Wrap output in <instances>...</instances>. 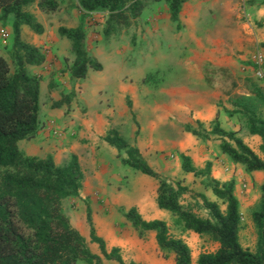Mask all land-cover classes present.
I'll use <instances>...</instances> for the list:
<instances>
[{
    "label": "rangeland",
    "instance_id": "rangeland-1",
    "mask_svg": "<svg viewBox=\"0 0 264 264\" xmlns=\"http://www.w3.org/2000/svg\"><path fill=\"white\" fill-rule=\"evenodd\" d=\"M58 2L60 9L54 14L42 12L37 3L29 9L43 26L42 35L28 26L22 29L23 40L39 45L47 60L41 72L40 129L35 139L23 140L19 146L27 157L53 155L61 166L72 155L78 157L84 173L83 188L78 198L65 200L62 208L91 251L101 255L90 239L88 207L108 250L119 248L128 264H176L175 254L160 250L155 233L140 236L126 220L125 214L132 207H137L146 220L165 221L170 237L189 246L193 264L202 254L219 248L211 236L184 230L177 217L159 209L156 179L124 165V152L109 145L115 152L103 149L104 138L96 128L103 125V130L112 129L115 123L107 118L103 124L96 118L102 107L118 116L119 128L156 172L190 189L181 199L187 211L210 217L202 195L225 211L226 205L208 183L210 178L221 183L237 181L235 195L243 213L240 243L256 252L258 235L252 214L260 204L261 186L237 168L230 174L212 171L210 178L187 173L181 156L191 157L194 166L204 171L213 140L211 136L208 140L197 138L186 128L206 135L214 125L198 126L194 117L197 106L218 95L222 102L230 94L247 93L250 82L259 84L254 58L263 56L264 0H187L178 22L171 19L169 2L164 0L151 4L130 27L110 37L104 34L105 13L85 15L76 0ZM12 21L10 18L5 25L0 21V51L13 68L9 52L13 35L8 34ZM79 25L87 33L90 55L103 70H89L85 79L72 80L68 73L74 59L71 44L60 36L59 28ZM258 153L264 159L261 148ZM103 264L118 263L104 259Z\"/></svg>",
    "mask_w": 264,
    "mask_h": 264
},
{
    "label": "trees",
    "instance_id": "trees-1",
    "mask_svg": "<svg viewBox=\"0 0 264 264\" xmlns=\"http://www.w3.org/2000/svg\"><path fill=\"white\" fill-rule=\"evenodd\" d=\"M162 1L76 0L77 7L85 15L105 13L106 37L130 27L151 4ZM166 1L170 5L171 19L178 22L187 0ZM35 3L47 14H54L60 9L58 0H0V21L5 25L9 18H13V41L9 52L14 66L12 68L6 57L0 55V264H103L104 259L128 264L119 248L108 250L105 240L97 234L90 207L87 209L90 239L98 245L101 255L91 251L85 237L72 226L63 211V202L78 198L83 188L84 173L78 157L72 155L70 161L61 166L56 164L53 155L42 159L27 157L19 146L23 140L35 139L40 129L42 76L33 74L30 67H41L47 58L41 47L22 38L23 26H28L37 35L44 33L43 26L29 11ZM59 34L71 44L74 59L68 73L72 80L85 79L89 70H103L102 64L88 51L87 33L82 25L60 27ZM229 102L234 108L230 115H241L250 134L262 139L264 154V86L250 82L247 93L230 94ZM132 117L139 128L134 113ZM197 123L204 128L200 121ZM213 125L206 135L190 126L186 131L207 140L212 135L220 137L221 150L233 163L245 166L248 173L264 172V159L238 138L236 132L224 131L218 116ZM104 140L126 154V158L122 159L124 165L159 182L157 205L160 210L177 217L184 230L211 236L218 242V250L202 254L197 264H264V184L261 186L260 204L252 214L258 235L256 252H252L244 248L239 239L242 213L235 195V182L221 183L210 178V162L201 171L194 166L191 157L181 156L183 170L210 178L208 186L226 205L223 211L218 203L202 195L210 217L201 218L187 211L181 203L182 196L190 192L187 186L179 181L171 182L156 172L140 149L129 144L116 129H111ZM125 218L140 236L155 233L160 250L175 254L176 264H193L189 246L181 239L170 237L165 221L146 220L137 207L130 208Z\"/></svg>",
    "mask_w": 264,
    "mask_h": 264
},
{
    "label": "crops",
    "instance_id": "crops-1",
    "mask_svg": "<svg viewBox=\"0 0 264 264\" xmlns=\"http://www.w3.org/2000/svg\"><path fill=\"white\" fill-rule=\"evenodd\" d=\"M12 18V17H11ZM10 19V18H9ZM13 22V21H12ZM26 28V26H23V30ZM10 33L9 35H13V30H12V25H10L8 29ZM37 47H40L37 45ZM0 55L5 56L2 51H0ZM263 56H264V50H263ZM46 65V64H45ZM45 65H42L41 67H30V71H33V74H38L41 75L42 70ZM259 82V81H258ZM43 83V82H42ZM42 83H41V92H42ZM260 86H264L261 82H259ZM220 95H218L217 99H211L210 101H205L197 106L196 113H195V118L197 121H200L204 127L206 125H211L214 123L218 116V120L220 123L221 128L224 131L227 132H236V136L240 139H242L256 154L259 155L258 149L261 148L262 145V139L259 136L256 135H251L245 120L243 117L239 114H234L230 115V112L234 110L233 106L229 102V97L228 98H223L222 102L220 101ZM102 113H98L96 115V118L99 121L102 120L103 124L104 121L105 123L107 122V118H111V120L115 123V128L130 144V138L119 128V122L118 116H116L115 113L109 114V112L105 111L104 108L101 107ZM263 118H264V112H263ZM91 119V117H90ZM117 121V122H116ZM90 126V125H89ZM103 125L102 126H97L96 130L100 134L99 136L105 138L107 133L111 130H103ZM212 129H209L211 131ZM94 135V134H93ZM92 137V136H91ZM212 142L209 143L212 149L206 154V164L210 162L212 164V171L213 173L219 171L222 174H230L231 170H235L236 168L243 171L245 176L247 177L248 180L254 181L255 184L262 186L264 184V172L257 171L253 173H248L245 166L241 164H235L232 162L230 157L226 154H224L221 150V143L222 140L218 136H211ZM219 139V141H218ZM105 142V140H104ZM255 145V146H254ZM103 149L106 152H115V150L111 149L108 147V144L105 142V145H103ZM113 148V147H112ZM117 152H119L117 150ZM29 157V156H28ZM35 157V156H33ZM198 169V168H197ZM220 169V170H219ZM201 170V169H198ZM236 180V178H235ZM237 185V181L235 182ZM261 189V187H260ZM254 211V210H253ZM242 213V212H241ZM243 215V213H242Z\"/></svg>",
    "mask_w": 264,
    "mask_h": 264
},
{
    "label": "built area",
    "instance_id": "built-area-1",
    "mask_svg": "<svg viewBox=\"0 0 264 264\" xmlns=\"http://www.w3.org/2000/svg\"><path fill=\"white\" fill-rule=\"evenodd\" d=\"M254 75L264 85V57L261 54L254 58Z\"/></svg>",
    "mask_w": 264,
    "mask_h": 264
}]
</instances>
